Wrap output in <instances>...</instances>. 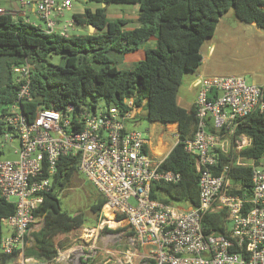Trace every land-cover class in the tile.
Segmentation results:
<instances>
[{
	"label": "built area",
	"instance_id": "built-area-1",
	"mask_svg": "<svg viewBox=\"0 0 264 264\" xmlns=\"http://www.w3.org/2000/svg\"><path fill=\"white\" fill-rule=\"evenodd\" d=\"M71 7L72 0H13L9 8L0 6V13L45 34L69 37L77 25L76 12L70 19L61 16ZM30 68L29 63L12 67L18 73V89L2 116L0 132V146H12L15 154L0 159V197L14 205L13 214L1 218L6 232L0 252L14 255L9 264L72 260L74 249L58 250L50 260L24 254L31 225L38 220L34 211L50 190L62 156L77 159L78 172L104 197L102 209L108 207L115 222H119L115 217L123 216L131 231L130 243L148 251L138 263L136 255L126 251L116 263L140 264L152 258L156 264H264V158L240 155L250 138L236 131L247 114L264 110V83H247L235 74L193 79L195 128L184 149L198 172V204L185 206L150 196L153 182L174 184L180 174L159 170L164 157L152 153L149 139L135 125L127 126L145 100L134 106L128 98L126 107L104 109H97L92 101L69 103L62 109L37 106L26 115L22 102L30 95ZM230 167L250 169L249 193L231 178ZM232 189L242 192L231 193ZM211 213L221 215L225 233L206 230L204 217ZM83 235L89 238L90 231Z\"/></svg>",
	"mask_w": 264,
	"mask_h": 264
},
{
	"label": "trees",
	"instance_id": "trees-1",
	"mask_svg": "<svg viewBox=\"0 0 264 264\" xmlns=\"http://www.w3.org/2000/svg\"><path fill=\"white\" fill-rule=\"evenodd\" d=\"M103 3H136V26L125 28L124 17L108 18L104 7L84 8L73 14L77 24L93 26L94 31L83 35L62 37L45 34L39 28L23 21H14L9 13H0V132L2 116L14 101L18 84L6 78L12 67L29 63L30 95L22 102L26 115L33 114L37 106L62 109L69 103L87 101V96L103 97L107 105L126 107L124 100L132 98L134 106L143 108L150 122L162 125L176 124L177 141L159 165V170H172L180 174L177 183L153 182L151 198L165 203L185 206L198 204V172L194 159L184 149V141L191 138L195 128V107L188 109L177 103V91L184 73L195 72L201 64L200 47L214 34L220 16L229 8L247 23L264 29V0H93ZM150 38L154 46L144 48V56L131 69H120L117 64L125 53L134 51ZM50 53L62 55V62L47 60ZM6 78V80H4ZM236 131L250 138V145L240 155L254 159L264 158V110L247 114ZM225 161L226 159H222ZM77 169V159L62 156L51 188L43 193L42 202L34 211L43 221L39 230L32 232L33 243L24 250L25 255L52 259L62 243L60 237L83 226L80 214L63 210L59 192L70 182ZM217 173V169L213 171ZM79 173V172H78ZM229 175L241 182L247 193L251 186L250 169L230 167ZM240 193L242 189H232ZM100 194V193H99ZM105 202L100 194L91 203L90 210L97 215ZM14 212V205L0 197L1 218ZM112 219V215H102ZM118 220L123 216L118 215ZM113 220V219H112ZM206 230L225 233V224L219 213L204 217ZM108 231H113L105 227ZM131 234V231L129 232ZM13 254L0 252V264H9ZM140 264H156L149 258Z\"/></svg>",
	"mask_w": 264,
	"mask_h": 264
},
{
	"label": "rangeland",
	"instance_id": "rangeland-1",
	"mask_svg": "<svg viewBox=\"0 0 264 264\" xmlns=\"http://www.w3.org/2000/svg\"><path fill=\"white\" fill-rule=\"evenodd\" d=\"M0 5L9 7V1L0 0ZM99 6L105 8L106 15L110 19L116 17L126 18L127 13L133 14V12L138 11L136 3L111 2L104 6L103 3L93 0H72L71 11H65L61 18L70 19L72 11L81 13L86 7L93 11ZM89 30V26L85 27L77 24L73 32L74 34L83 35L88 33ZM93 31L94 28L92 29ZM200 53L202 62L198 68L205 75L235 74L242 76L247 83L255 84L264 80V29L256 27L253 23L238 19L234 15L232 8H229L220 16L214 34L204 40L200 47ZM138 58L135 56L134 64L140 60ZM47 60L58 64L62 62V55L50 53L47 56ZM128 66L122 63L119 68L127 69L129 68ZM9 75L11 80L15 81L18 73L14 71H11L10 74L5 73L6 78ZM193 79H191L190 73L187 72L182 76L177 91V102L179 105L189 106L191 104L195 91L191 86ZM189 86L190 88L188 89ZM91 98L92 96L88 95L87 101H90ZM94 103L97 109H104L108 106L103 97L96 98ZM133 125H135V129L141 131L149 139L152 153L157 154L158 159L163 158L177 140L175 124L162 125L150 122L146 118V110L144 108L127 123L128 127H133ZM13 145H15V142ZM11 147L10 145L0 146V159L15 157ZM99 195L92 184L77 171L72 176L69 184L59 192L62 209L71 214L79 213L84 222L82 227L72 230L68 234L61 235L60 239L65 245L61 246L59 250L72 249V246L79 244L85 248H78V251L80 249L87 251L89 249L88 244H90V263L86 261L85 264H118L116 259L118 257L122 259L123 253L126 251L135 254L134 262L138 263L140 256L147 255L148 251L146 248L130 243V229L125 221L119 219V222H115L116 220H109L101 216V211L97 215L90 210L91 203ZM115 219L117 218L115 217ZM35 224L38 227L42 226V219L39 218ZM228 224L230 225V223ZM105 227L113 229V231H108ZM87 231H90V239L87 235H83ZM2 232H6L5 227L2 228ZM75 252L76 250L70 253L72 260H68L66 264L80 263L75 258Z\"/></svg>",
	"mask_w": 264,
	"mask_h": 264
},
{
	"label": "crops",
	"instance_id": "crops-1",
	"mask_svg": "<svg viewBox=\"0 0 264 264\" xmlns=\"http://www.w3.org/2000/svg\"><path fill=\"white\" fill-rule=\"evenodd\" d=\"M7 1H9V5H10L13 0H7ZM0 6L3 7V8H5V9L6 8H9V7H5V6H2V5H0ZM138 12H139V9H138V11L133 12V14H130V13H127L126 14L125 17L127 19V22L125 24V28H133L134 26H136V24H137L136 18L138 16ZM76 13H78V12H76ZM127 15H129V16H127ZM154 42H155L154 38H150L143 45H141L138 49H136L134 51H131V52H128V53H125L123 55V57L121 58V61L117 64V67L119 68V65L123 63V64H126V65H129L128 66L129 68H127V69H131L133 67V65H134V62H135V56L136 57H139L138 59H142L143 56H144V48H148V47L154 46ZM136 52H137V55H136ZM136 60H137V58H136ZM190 75H191V79H193V78L197 77L198 75H205V73L198 68L195 72L190 73ZM192 82H193V80L191 81V86H192V88H194L193 85H192ZM263 83H264V80H262L258 84H263ZM189 88H190V86L188 87V89ZM194 90H195L194 91V97H193V100H192L191 104L189 106H183V105H180V106L188 109L193 104L194 99H195V95H196V89L194 88ZM172 124H175V123H172ZM176 134H177V131H176ZM166 154L163 157H165ZM155 155H157V154H155ZM40 227H38V225H36L35 223L33 225H31V229H30V240L28 241L27 247L30 246L33 243V237L31 235L32 232H35V231L39 230ZM83 247H82V245H79V244L78 245H74V246L71 247L72 249L76 250V252L74 253V255H75V258L80 261L79 264H85L86 261L90 263V244H88V248L89 249H87V251H85L84 249H80V251H78L79 250L78 248H83ZM82 254H83V256H82Z\"/></svg>",
	"mask_w": 264,
	"mask_h": 264
},
{
	"label": "bare ground",
	"instance_id": "bare-ground-1",
	"mask_svg": "<svg viewBox=\"0 0 264 264\" xmlns=\"http://www.w3.org/2000/svg\"><path fill=\"white\" fill-rule=\"evenodd\" d=\"M159 147H160V146H159ZM156 148H157V147H156ZM101 213H102L103 215H107V216L112 215L111 210H110L108 207H106V206L102 209ZM109 223H110V222H109ZM113 225H115V223H113Z\"/></svg>",
	"mask_w": 264,
	"mask_h": 264
},
{
	"label": "water",
	"instance_id": "water-1",
	"mask_svg": "<svg viewBox=\"0 0 264 264\" xmlns=\"http://www.w3.org/2000/svg\"><path fill=\"white\" fill-rule=\"evenodd\" d=\"M104 5V4H103ZM90 27V30H89V33H91L92 32V29L94 28L92 25L91 26H89Z\"/></svg>",
	"mask_w": 264,
	"mask_h": 264
}]
</instances>
